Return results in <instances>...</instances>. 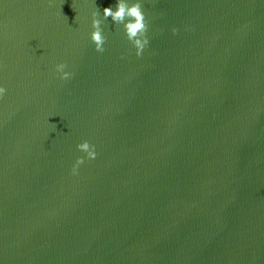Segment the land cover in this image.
Listing matches in <instances>:
<instances>
[{
	"label": "water",
	"instance_id": "obj_1",
	"mask_svg": "<svg viewBox=\"0 0 264 264\" xmlns=\"http://www.w3.org/2000/svg\"><path fill=\"white\" fill-rule=\"evenodd\" d=\"M116 3L0 0V264H264V0Z\"/></svg>",
	"mask_w": 264,
	"mask_h": 264
},
{
	"label": "clouds",
	"instance_id": "obj_2",
	"mask_svg": "<svg viewBox=\"0 0 264 264\" xmlns=\"http://www.w3.org/2000/svg\"><path fill=\"white\" fill-rule=\"evenodd\" d=\"M100 17V18H98ZM108 17H111L112 21L116 25H122L126 39L135 48L136 56L139 57L142 50L148 44V40L145 36L147 25L145 22V16L142 11V6L140 0H134L132 3H128L127 0H117L115 5V11L112 7H105L103 9V15L100 16L99 11H94L92 13L91 28L92 31L89 34L90 41L94 44V49L97 52H104L105 49L103 45L106 42V37L102 34L103 30L101 24ZM173 34L176 33V29H172ZM67 67L64 63H58L55 65V72L59 73V78L61 80H67L71 77V73L65 71ZM6 89L0 87V97H3ZM77 150L86 154L88 159H95L96 152L95 146L90 144L88 141H83L76 145ZM84 163V157H77L75 163L72 166V173L75 174L77 167Z\"/></svg>",
	"mask_w": 264,
	"mask_h": 264
}]
</instances>
